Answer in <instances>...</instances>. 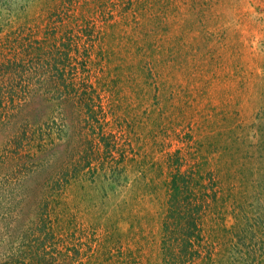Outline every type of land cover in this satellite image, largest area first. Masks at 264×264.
Segmentation results:
<instances>
[{
    "label": "rangeland",
    "instance_id": "rangeland-1",
    "mask_svg": "<svg viewBox=\"0 0 264 264\" xmlns=\"http://www.w3.org/2000/svg\"><path fill=\"white\" fill-rule=\"evenodd\" d=\"M0 264H264V0H0Z\"/></svg>",
    "mask_w": 264,
    "mask_h": 264
},
{
    "label": "trees",
    "instance_id": "trees-1",
    "mask_svg": "<svg viewBox=\"0 0 264 264\" xmlns=\"http://www.w3.org/2000/svg\"><path fill=\"white\" fill-rule=\"evenodd\" d=\"M6 81L8 82V87L10 88V90L14 91L15 88L18 87L17 85H15V84L13 83V81H14V77H12L10 73H8V74L6 75ZM9 98H10V101L14 103V99H13L12 97H9ZM5 103H7V102H5ZM15 103H16V102H15ZM17 104H19V103H17ZM19 105H20V104H19ZM19 105H18V106H19ZM173 185H174V186H173V189H174V190H176V189L179 188V186L177 185V183H176L175 181H174Z\"/></svg>",
    "mask_w": 264,
    "mask_h": 264
}]
</instances>
